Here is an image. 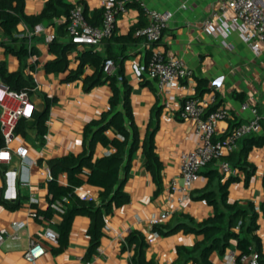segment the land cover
<instances>
[{
    "label": "crops",
    "instance_id": "1",
    "mask_svg": "<svg viewBox=\"0 0 264 264\" xmlns=\"http://www.w3.org/2000/svg\"><path fill=\"white\" fill-rule=\"evenodd\" d=\"M46 1L24 0L23 11L26 14H38ZM63 1L71 5H81L94 24L100 21L102 0ZM142 1L151 7L169 12L160 48L166 55L182 57L192 69V75L181 81L183 87L170 89L168 94L147 77L144 40L122 46L119 38L126 35L130 27L143 16L135 6H130L125 14L117 16L111 37L91 45L102 57H106L108 53L117 54L111 74L117 75L120 88L123 85L122 80L130 87V107L138 130L139 144L129 158L127 172L123 173L121 170L122 176L125 175L122 190L127 195L126 199L120 204L112 205L104 213L99 244L89 256L86 255L89 246L88 216L76 214L73 217L67 245L59 249L57 242L52 243L45 237V231L49 229L57 234L60 213L53 210L49 219L35 217L34 213L37 209L44 210L49 206V179L46 172L48 160L81 151L83 126L98 118L108 108V82L104 80L89 85L84 83L82 78L94 72V67L88 64L84 66L81 77L65 79L68 71L77 67L79 53L90 46L86 44H72L66 52L68 67L64 71L48 72L44 69V63L53 58L48 51V37L53 35L60 41H69L66 32L64 35L59 33L60 24L66 23L63 15L45 19L37 25L39 31L32 35L31 42L38 55L30 56L26 64L6 52L0 44V61H5L8 70L20 69L31 78L34 85L31 94L33 108L40 110L46 99L50 102L45 132L38 134L32 120L19 126L5 148L11 154V159L7 163H0V230H6L0 242V264H131L134 244L126 243L125 237L132 230L139 231L145 240L143 264L146 261H152L153 264H174L177 247H190L202 235L185 231L183 227L169 231V226H165L160 232L147 219L170 211L169 218L156 225H167L172 219L171 226L174 223L192 225L211 215L213 210L212 205L205 199L194 197L196 190L207 180L205 172L208 168L202 167L200 177L191 186L189 200L179 202L178 193L172 188V184L181 182L178 176L179 154L190 149L195 140L193 123L178 115L183 98H202L215 93V103L228 108L231 117L216 122L215 139H222L231 127L247 121L251 117L250 110L241 109V104L254 103L261 125L259 132L255 134L264 136V51L259 56L255 55L250 45L240 37L235 26L228 33L221 30L217 15H212L217 0ZM208 17L216 27L214 32L202 28ZM221 20L222 23H229L231 14L225 12L221 15ZM24 25L22 22L18 23L11 35L16 37L20 31L27 32L28 28H24ZM1 41L11 43L0 27ZM31 63L32 68L29 67ZM134 65H137L139 73H136ZM198 80L201 81L200 89L197 88ZM148 135L152 136L158 167L157 164L151 167L145 164L146 157L141 143L144 136ZM244 137L237 140L233 155L230 153L225 156H233L235 169L227 185V202H236L241 207L248 203L253 204L257 212V227L253 231L257 243L253 244V248L256 250L258 247L264 259V146L250 144L244 151ZM20 146L27 148L23 156L16 153ZM107 151H112L109 145L102 146L97 143L93 148V157L105 155ZM240 151L245 155L242 156ZM126 160L127 155L122 166ZM209 169L221 174L216 161L212 162ZM226 178L222 176L221 182ZM58 181L65 183L66 178ZM82 187L97 198L98 187L87 184ZM212 188L217 191V178L214 179ZM13 222L21 224L15 238L10 236L14 231ZM154 231L158 235L150 241V234ZM31 241L42 247V253L34 262L24 257ZM228 247L236 248L234 239L230 240ZM222 255L213 251L210 254L212 264H224ZM183 263L197 264L192 258Z\"/></svg>",
    "mask_w": 264,
    "mask_h": 264
},
{
    "label": "trees",
    "instance_id": "2",
    "mask_svg": "<svg viewBox=\"0 0 264 264\" xmlns=\"http://www.w3.org/2000/svg\"><path fill=\"white\" fill-rule=\"evenodd\" d=\"M128 5L137 7L139 12L142 13L137 3H129ZM71 6V4L63 0H47L40 13L26 14L23 11L24 0H0V27L3 35L11 41V43L1 41L0 44L4 46L6 52L11 53L21 63L26 64V60L30 56L36 57L38 51L31 42L32 35L28 36L24 34L19 37H13L11 35V32L16 28L17 24L22 22L29 30H32L35 25H38L45 19L61 15L66 18ZM142 18L143 16L130 27L126 35L119 37L122 41V46L142 40L141 37L133 35L135 29L144 23ZM88 21L93 24L95 23L91 18H88ZM64 26L66 27V23L60 24V35H64L66 32ZM29 42L30 45L28 46ZM72 44L74 43L70 40L60 41L56 36H53L48 42V51L53 55V58L44 63V69L48 72L64 71L68 67L66 52L70 50ZM116 55L108 53L106 57H102L90 45L79 53L77 67L69 70L66 74V80L81 77L84 66L86 64L92 65L94 72L91 75L83 77L82 80L87 85L91 83L98 84L104 80L108 82L110 87L108 108L102 111L98 118L88 121L83 126L82 149L80 152L77 154L68 153L48 160V168L51 173V179L47 183L49 206L44 210L37 209L34 213L35 217L42 216L46 219L51 218L53 214L51 203L55 199L65 195L67 201L64 204L63 212L60 214L61 221L57 225L58 248L63 249L67 245L68 233L73 217L76 214H84L90 219L87 229L89 246L86 255L88 256L95 251L99 244L102 227L104 226V213L112 205L120 204L126 199L127 195L122 190L125 175L122 176L121 170L123 173L127 172L129 158L139 144L138 130L133 122L130 107V87L125 80H122L123 85L120 88L117 75L104 73L103 71L104 59L111 57L114 63H116ZM29 67L32 68L33 64H29ZM0 81L8 89L16 91L25 89L30 95L34 90L31 78L24 75L20 69L8 70L5 61H0ZM200 84L201 81L198 80L197 88L199 89L201 88ZM216 105L217 103H214L209 108L212 109ZM49 107L50 102L46 99L42 109H32L29 119L20 118L18 120L15 131L19 126L25 125L27 121L32 120L31 123L37 129L38 134L42 135L45 132V120ZM117 134L122 135L123 138H118ZM243 139L244 146L242 150L244 151L250 144L264 146L263 135L249 134ZM97 143L102 146L109 145L112 151L109 154L93 157V148ZM2 144V137L0 135V146ZM141 149L146 157L145 164L148 167L156 165L158 159L153 150L151 135L144 136ZM239 153L242 154L241 151ZM126 155V163L122 166ZM231 155H233V152ZM244 155L245 153L243 152L242 156ZM232 157H227V160L233 166L234 162ZM212 162L206 163L203 166L208 168L205 172L207 180L200 189L196 190L197 194L194 195V197L199 199H205L212 205L213 210L211 215L192 225L174 223L171 226L173 219L167 225H154V228L160 232L165 226H169L167 229L169 231L183 227L185 231H192L202 235V238L195 241L190 247H177V257L174 264H184L183 262L189 258H192L197 264H212L210 254L213 251L223 254L225 248L230 245L231 239L235 240V247L240 253H249L255 250L253 244L257 243V238H255L253 231L257 227V212L252 203L241 207L236 202H227V185L232 179V176H228L224 182H221L220 178H222V174L209 169ZM156 166L158 167L159 165L157 164ZM60 173H65V183L58 181ZM215 178L218 180L217 191L212 188V183ZM83 184L99 188L97 195L98 203L93 200H82L74 194V187ZM235 226L238 227V230L234 229ZM125 238L126 243L134 244L131 264H143L142 251L145 245L143 235L137 230H132ZM255 251L259 253L257 264H261L264 262V259L261 257L258 247ZM144 263L153 264L152 261H146ZM236 264L242 263L237 259Z\"/></svg>",
    "mask_w": 264,
    "mask_h": 264
},
{
    "label": "built area",
    "instance_id": "3",
    "mask_svg": "<svg viewBox=\"0 0 264 264\" xmlns=\"http://www.w3.org/2000/svg\"><path fill=\"white\" fill-rule=\"evenodd\" d=\"M134 2L137 3L144 18V23L135 29L134 35L144 40V47L147 52L145 62L147 77L154 80L159 89L167 94L170 89L183 87L181 81L192 75V69L182 57L166 55L160 48V42L169 19V12L151 7L142 0H102V12L97 24L88 21L81 5L73 4L65 19L69 40L74 44L96 45L100 43L113 34L117 16L125 14L130 7L128 4ZM225 12L231 14L229 23H222L221 15ZM212 15H217V20L221 22L220 27L224 33L230 32L235 26L240 37L250 45L255 55L259 56L263 53L264 0H217ZM24 28H26L25 25ZM202 28L210 32L216 30L210 17L204 20ZM37 31H39V26L35 25L32 30L28 31L27 29L25 33L20 31L15 36L19 37L24 34L31 36ZM52 37L53 35L49 36L48 39L50 40ZM114 68V60L111 57L105 58L103 71L112 73ZM134 69L136 73H139L137 65H134ZM215 101V93H210L202 98L185 96L178 109V115L182 119H188L193 123L195 135L193 146L179 154L178 176L181 182L177 185L172 184L173 190L178 193L177 200L179 202L190 199L191 186L200 177V171L206 163L218 162L223 177L234 174L235 169L225 156L234 151L238 139L249 134H255L260 130V115L256 106L254 103L244 102L241 104V109L248 108L251 117L247 121L231 127L225 132L222 139H215L216 122L231 117L228 108L222 104L210 109L209 107ZM32 109L31 95L28 94L27 90L8 89L0 81V135L3 142L0 146V163H7L11 159V154L5 148L14 136L18 120L20 118L29 119ZM117 136L120 139L123 138L120 134ZM26 150L27 148L20 146L16 149V153L23 156ZM109 153L110 151L106 152V154ZM46 172L48 179H51L48 167ZM64 178L65 173H60L58 179ZM73 192L82 200L99 202L96 197L83 190L82 185L74 187ZM66 201L65 195L55 199L51 203V208L61 214ZM169 216L170 211H164L157 217L148 218L147 222L150 225H156L168 219ZM12 225L14 231L10 236L15 238L17 237L16 231L21 224L13 222ZM5 233V229L0 230V242ZM150 235L149 240L151 241L158 234L154 231ZM45 237L52 243L57 242V234L52 230H46ZM41 253L40 244L31 241L29 248L24 252V257L26 260L34 262ZM258 257L259 253L255 250L249 253H240L233 247H228L222 255L224 264H236L237 259L242 264H257Z\"/></svg>",
    "mask_w": 264,
    "mask_h": 264
},
{
    "label": "rangeland",
    "instance_id": "4",
    "mask_svg": "<svg viewBox=\"0 0 264 264\" xmlns=\"http://www.w3.org/2000/svg\"><path fill=\"white\" fill-rule=\"evenodd\" d=\"M222 208V206H220Z\"/></svg>",
    "mask_w": 264,
    "mask_h": 264
}]
</instances>
